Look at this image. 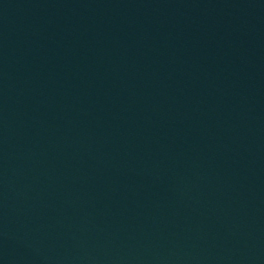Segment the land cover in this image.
<instances>
[{"label":"water","instance_id":"1","mask_svg":"<svg viewBox=\"0 0 264 264\" xmlns=\"http://www.w3.org/2000/svg\"><path fill=\"white\" fill-rule=\"evenodd\" d=\"M0 264H264V0H0Z\"/></svg>","mask_w":264,"mask_h":264}]
</instances>
